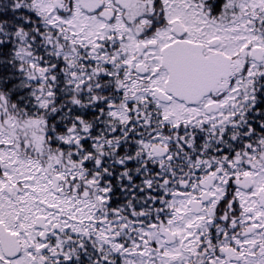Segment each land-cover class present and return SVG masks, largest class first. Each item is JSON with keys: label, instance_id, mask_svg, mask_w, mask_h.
<instances>
[{"label": "snow or ice", "instance_id": "1", "mask_svg": "<svg viewBox=\"0 0 264 264\" xmlns=\"http://www.w3.org/2000/svg\"><path fill=\"white\" fill-rule=\"evenodd\" d=\"M0 264H264V0H0Z\"/></svg>", "mask_w": 264, "mask_h": 264}]
</instances>
